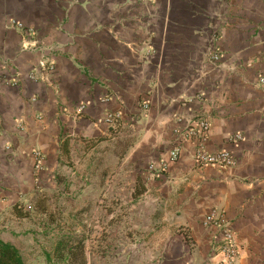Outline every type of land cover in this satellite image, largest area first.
I'll return each instance as SVG.
<instances>
[{
    "label": "crops",
    "instance_id": "crops-1",
    "mask_svg": "<svg viewBox=\"0 0 264 264\" xmlns=\"http://www.w3.org/2000/svg\"><path fill=\"white\" fill-rule=\"evenodd\" d=\"M12 18L43 51L23 49ZM199 117L207 150L232 151L236 167H195L182 132ZM76 151L90 177L110 158L137 173L160 264H223L219 230L202 224L211 213L235 233L236 264H264V0H0V220L42 183L72 178L60 164Z\"/></svg>",
    "mask_w": 264,
    "mask_h": 264
},
{
    "label": "rangeland",
    "instance_id": "rangeland-1",
    "mask_svg": "<svg viewBox=\"0 0 264 264\" xmlns=\"http://www.w3.org/2000/svg\"><path fill=\"white\" fill-rule=\"evenodd\" d=\"M76 152L73 161L60 164L73 169L74 176L59 174L55 188L42 183L44 188L20 201L17 210L5 213L0 240L17 247L25 264H63L55 255L58 243L80 240L86 264H160L163 244L137 173L110 158L90 177L83 153Z\"/></svg>",
    "mask_w": 264,
    "mask_h": 264
},
{
    "label": "built area",
    "instance_id": "built-area-1",
    "mask_svg": "<svg viewBox=\"0 0 264 264\" xmlns=\"http://www.w3.org/2000/svg\"><path fill=\"white\" fill-rule=\"evenodd\" d=\"M152 1V0H144ZM9 27H16L24 31V34L28 38L26 43L23 44V49L28 51H43V46L39 44L38 39L35 36V32L31 27H26L21 22L16 19H9L7 22ZM210 62L215 64H220L222 60L221 53L216 49L215 45H212L209 50ZM40 67L49 72L55 71V65L45 57ZM30 78L32 80H41L43 77L37 74V71L30 73ZM44 79V78H43ZM119 114H117V117ZM115 114H107L106 120L113 121L115 119ZM211 130V122L204 117H199L194 119L190 125L182 132L184 138L191 140L195 147L194 153V165L196 168L201 169L206 166H215L219 168H233L237 165V160L232 151L228 149H221L214 152L208 151L206 144L209 140ZM230 141L235 144L243 141L241 133H236L230 136ZM181 156V147L176 145L169 151V157L172 161H177ZM44 157L40 152L36 153L34 170L39 172L43 169ZM154 164L150 165V169L154 170ZM168 169V165L164 162H160L159 172L163 174ZM202 224L206 228L215 227L219 230V251L224 257L223 264H236L241 250L235 241V233L231 227L227 224L226 219L220 214L211 213L207 215Z\"/></svg>",
    "mask_w": 264,
    "mask_h": 264
},
{
    "label": "trees",
    "instance_id": "trees-1",
    "mask_svg": "<svg viewBox=\"0 0 264 264\" xmlns=\"http://www.w3.org/2000/svg\"><path fill=\"white\" fill-rule=\"evenodd\" d=\"M14 209L17 210L18 206L15 205ZM55 255L59 263L86 264L83 240L75 244L70 241L58 243ZM47 258L48 261H51L50 254L47 255ZM0 264H25V261L17 247L0 240Z\"/></svg>",
    "mask_w": 264,
    "mask_h": 264
}]
</instances>
